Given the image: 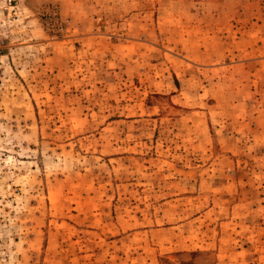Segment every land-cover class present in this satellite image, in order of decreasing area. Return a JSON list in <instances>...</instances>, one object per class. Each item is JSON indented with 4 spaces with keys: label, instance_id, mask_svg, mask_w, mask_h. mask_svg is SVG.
Segmentation results:
<instances>
[{
    "label": "rangeland",
    "instance_id": "1",
    "mask_svg": "<svg viewBox=\"0 0 264 264\" xmlns=\"http://www.w3.org/2000/svg\"><path fill=\"white\" fill-rule=\"evenodd\" d=\"M0 264H264V0H0Z\"/></svg>",
    "mask_w": 264,
    "mask_h": 264
}]
</instances>
